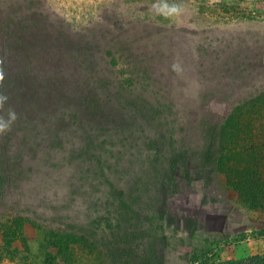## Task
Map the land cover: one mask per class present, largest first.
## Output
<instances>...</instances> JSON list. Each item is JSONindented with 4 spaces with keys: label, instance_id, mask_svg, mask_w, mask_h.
I'll return each instance as SVG.
<instances>
[{
    "label": "rangeland",
    "instance_id": "obj_1",
    "mask_svg": "<svg viewBox=\"0 0 264 264\" xmlns=\"http://www.w3.org/2000/svg\"><path fill=\"white\" fill-rule=\"evenodd\" d=\"M157 3L0 0V16L45 19L95 46L102 97L97 113H77V100L36 109L32 93L4 95L0 117L16 120L0 133V264L264 253V213L237 200L201 154L224 99L264 86V0H167L182 6L169 18ZM142 49L146 95L124 83L121 55ZM50 230L76 236L64 256H48Z\"/></svg>",
    "mask_w": 264,
    "mask_h": 264
},
{
    "label": "trees",
    "instance_id": "obj_2",
    "mask_svg": "<svg viewBox=\"0 0 264 264\" xmlns=\"http://www.w3.org/2000/svg\"><path fill=\"white\" fill-rule=\"evenodd\" d=\"M85 39L82 34L45 19L0 16V61H3L0 67L5 71L0 95L22 100L23 95L32 93L35 96L32 106L36 109L77 100L74 112L97 113L102 97L96 91L98 72L93 60L96 47L92 48ZM144 53L142 49L121 54L126 67L124 83L132 91L139 87L142 95L153 87L148 82L152 73ZM144 78L147 80L143 81ZM224 100L229 105L228 112L210 122V139L201 154L213 164L224 186L237 200L264 213V86L253 93ZM73 111L65 110L64 115ZM46 236V246L51 249L48 256L54 259L60 254L64 256L76 241V236L62 230H50ZM209 250L188 255L187 263L264 264V253L215 260ZM143 264H162V259L148 257Z\"/></svg>",
    "mask_w": 264,
    "mask_h": 264
},
{
    "label": "clouds",
    "instance_id": "obj_3",
    "mask_svg": "<svg viewBox=\"0 0 264 264\" xmlns=\"http://www.w3.org/2000/svg\"><path fill=\"white\" fill-rule=\"evenodd\" d=\"M153 8L156 10L157 14L164 15L165 18L178 16L182 11L181 5L168 4L167 0H158V3L153 5ZM3 64V61H0V65ZM174 70H179V65H173ZM5 79V71L3 67H0V82H3ZM8 97L0 95V109L4 107V103L7 101ZM16 120L15 112L9 110L8 118L0 117V133H5L10 130L12 122Z\"/></svg>",
    "mask_w": 264,
    "mask_h": 264
},
{
    "label": "crops",
    "instance_id": "obj_4",
    "mask_svg": "<svg viewBox=\"0 0 264 264\" xmlns=\"http://www.w3.org/2000/svg\"><path fill=\"white\" fill-rule=\"evenodd\" d=\"M171 251H172V250H171ZM170 253H171L172 256L174 255V253H173V252H170V249H168V247H167L166 255H170ZM171 255H170V256H171ZM176 257H179V263H180V262H185V261H186V263H187L188 255H187V258H186V259H184V257L181 256L180 254L176 255Z\"/></svg>",
    "mask_w": 264,
    "mask_h": 264
}]
</instances>
